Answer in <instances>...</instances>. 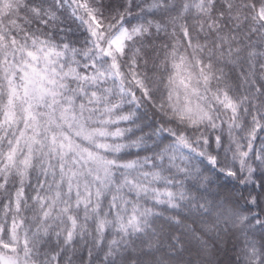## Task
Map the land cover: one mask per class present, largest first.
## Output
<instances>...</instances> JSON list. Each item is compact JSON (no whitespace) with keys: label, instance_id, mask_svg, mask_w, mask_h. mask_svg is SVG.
<instances>
[{"label":"snow or ice","instance_id":"snow-or-ice-1","mask_svg":"<svg viewBox=\"0 0 264 264\" xmlns=\"http://www.w3.org/2000/svg\"><path fill=\"white\" fill-rule=\"evenodd\" d=\"M0 264H264V0H0Z\"/></svg>","mask_w":264,"mask_h":264}]
</instances>
